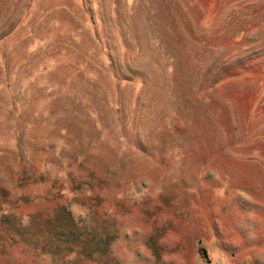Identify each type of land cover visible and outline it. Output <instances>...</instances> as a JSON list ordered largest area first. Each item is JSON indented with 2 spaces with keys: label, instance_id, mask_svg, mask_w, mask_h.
I'll list each match as a JSON object with an SVG mask.
<instances>
[{
  "label": "rangeland",
  "instance_id": "rangeland-1",
  "mask_svg": "<svg viewBox=\"0 0 264 264\" xmlns=\"http://www.w3.org/2000/svg\"><path fill=\"white\" fill-rule=\"evenodd\" d=\"M0 264H264V0H0Z\"/></svg>",
  "mask_w": 264,
  "mask_h": 264
},
{
  "label": "trees",
  "instance_id": "trees-1",
  "mask_svg": "<svg viewBox=\"0 0 264 264\" xmlns=\"http://www.w3.org/2000/svg\"><path fill=\"white\" fill-rule=\"evenodd\" d=\"M49 210L45 207L37 211L35 215H31L32 220L28 227V230L30 228V242L34 238L33 235L48 237L50 233H53L50 238L44 237V240L32 241V243H36L35 241L42 243V252L55 255L64 253L68 256L76 254L90 260L95 255L98 258L108 256L107 252L114 236L108 233L105 237H101L96 229L88 228L86 224L80 226L83 221L75 219L72 211L65 204H59L55 207L53 218ZM96 215L97 213H95L93 221H96ZM52 224H54V229L50 230ZM28 230L22 231L27 232Z\"/></svg>",
  "mask_w": 264,
  "mask_h": 264
}]
</instances>
